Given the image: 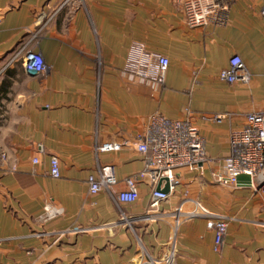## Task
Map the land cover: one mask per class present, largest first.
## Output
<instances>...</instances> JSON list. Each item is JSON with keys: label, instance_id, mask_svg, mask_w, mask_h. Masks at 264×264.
<instances>
[{"label": "crops", "instance_id": "obj_1", "mask_svg": "<svg viewBox=\"0 0 264 264\" xmlns=\"http://www.w3.org/2000/svg\"><path fill=\"white\" fill-rule=\"evenodd\" d=\"M182 1L0 0V264H142L143 249L159 260L171 214L192 211L194 202L228 217L227 234L216 253L205 220L178 215L175 264H264L261 193L212 180L231 131L247 114L264 112V0H234L225 23L194 29ZM23 48L41 55L44 74L24 73ZM232 56L249 71L247 86L218 79ZM158 57L168 60L162 84L136 76L154 71ZM186 109L213 162L177 170L162 219L146 222L158 185L143 175L137 137L151 116L179 120ZM200 114L226 119L209 124ZM105 143L122 147L96 154ZM50 157L59 161L58 178L50 176ZM97 165L113 166L116 192L135 178L137 201L91 194L86 180ZM48 203L63 214L41 222ZM121 212L134 220L132 230L118 223Z\"/></svg>", "mask_w": 264, "mask_h": 264}, {"label": "built area", "instance_id": "obj_2", "mask_svg": "<svg viewBox=\"0 0 264 264\" xmlns=\"http://www.w3.org/2000/svg\"><path fill=\"white\" fill-rule=\"evenodd\" d=\"M234 0H183L181 6L185 15L186 24L189 28L206 27L209 24H222L227 20L231 3ZM35 35L33 36V38ZM21 65L26 75L36 77L45 72V65L41 55L32 50L23 48ZM154 71L138 70L136 76L144 80H155L162 84L168 68V60L158 57ZM251 75L245 64L238 56H232L228 66L218 74V79L229 85L247 86ZM184 119L172 120L161 115L151 116L146 124L144 132L137 137L136 150L144 161L143 175L149 182L156 186L161 181L167 180L169 192L162 191L164 182L160 189L154 188L151 192L148 208L143 220L149 223L161 220L163 214L159 211L162 202L168 199L170 193L179 184L177 170H193L213 162L207 157L205 150V139L200 129L192 122V112L185 110ZM199 119L209 124H220L226 119L225 114L211 116L200 114ZM229 153L212 172V180L218 185L239 188L237 177L247 175L251 181L264 171V112L249 113L244 118V123L229 135ZM117 143H105L96 146V154L117 152L121 149ZM38 160H32L36 165ZM50 176L58 178L59 161L56 157H50ZM118 180L113 166L97 165L96 172L87 177L86 184L91 194L101 192L107 193L110 198L118 204L130 205L138 199V185L136 179L128 177L123 180L124 189L115 191ZM256 192H260L264 200V185L259 189L250 186ZM264 214V204H262ZM63 210L52 203L46 204L39 215L41 222H51L60 218ZM175 217L171 235L168 240V252L159 260H155L146 250L141 251L142 264H175L176 238L179 227L178 215L183 220L194 218L204 219L206 228L214 233L213 251L219 252L224 237L227 234V226L230 219L222 214L209 211L198 202H194V209L190 212L181 213L176 208L171 214ZM134 220L120 213L118 223L132 230ZM264 226V222L261 223ZM76 233L86 232L87 229L73 230ZM36 234L35 236H39ZM41 236V235H40Z\"/></svg>", "mask_w": 264, "mask_h": 264}, {"label": "water", "instance_id": "obj_3", "mask_svg": "<svg viewBox=\"0 0 264 264\" xmlns=\"http://www.w3.org/2000/svg\"><path fill=\"white\" fill-rule=\"evenodd\" d=\"M237 181L238 184L240 186H250V184L252 183V185L254 186V188L259 189L262 185H264V171H262L258 176L254 177L251 181L250 177L247 175H240L237 177ZM162 182H164V186H163V192L164 193H168L169 192V187H168V183L167 180H163L158 184V188L160 189L162 187Z\"/></svg>", "mask_w": 264, "mask_h": 264}]
</instances>
